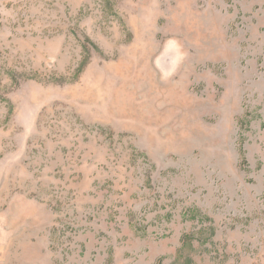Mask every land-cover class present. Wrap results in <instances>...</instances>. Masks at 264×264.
I'll return each mask as SVG.
<instances>
[{"label": "rangeland", "instance_id": "rangeland-1", "mask_svg": "<svg viewBox=\"0 0 264 264\" xmlns=\"http://www.w3.org/2000/svg\"><path fill=\"white\" fill-rule=\"evenodd\" d=\"M0 264H264V0H0Z\"/></svg>", "mask_w": 264, "mask_h": 264}]
</instances>
